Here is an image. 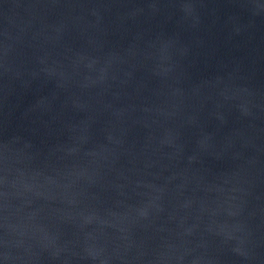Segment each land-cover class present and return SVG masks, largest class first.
Masks as SVG:
<instances>
[{"label":"water","instance_id":"water-1","mask_svg":"<svg viewBox=\"0 0 264 264\" xmlns=\"http://www.w3.org/2000/svg\"><path fill=\"white\" fill-rule=\"evenodd\" d=\"M0 264H264V0H0Z\"/></svg>","mask_w":264,"mask_h":264}]
</instances>
